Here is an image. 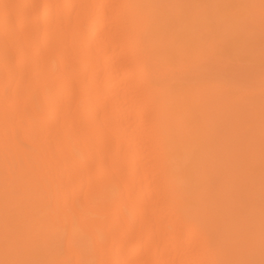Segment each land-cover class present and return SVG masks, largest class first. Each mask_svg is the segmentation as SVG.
Masks as SVG:
<instances>
[{
    "label": "bare ground",
    "instance_id": "1",
    "mask_svg": "<svg viewBox=\"0 0 264 264\" xmlns=\"http://www.w3.org/2000/svg\"><path fill=\"white\" fill-rule=\"evenodd\" d=\"M206 2L0 0V215L21 241L15 264H246L254 234L228 243L239 200L207 178L217 112L244 109L210 80ZM234 3L232 29L247 19Z\"/></svg>",
    "mask_w": 264,
    "mask_h": 264
},
{
    "label": "rangeland",
    "instance_id": "2",
    "mask_svg": "<svg viewBox=\"0 0 264 264\" xmlns=\"http://www.w3.org/2000/svg\"><path fill=\"white\" fill-rule=\"evenodd\" d=\"M207 1L208 3L205 4H207L206 11L208 12L206 14L210 15L208 17L213 16L215 13L221 19L214 20V22L213 19L217 17L213 16L214 18L210 20L215 26V29L212 30L213 33L210 34H214V41L218 43L219 55L216 58L220 57V61L215 59L219 63L213 60L211 73H209L210 80L218 84L216 87L223 90L222 94L226 99L238 100L244 109L243 113L233 112L235 113L233 115L228 108L218 109L219 112L216 114L217 119L215 118L214 123L216 128L213 135L214 150L210 153L206 166L207 178L210 189H215L218 192L228 191L227 196L231 201L228 202V205H232V203L239 200L235 207L232 206L236 209L235 216L237 218L231 222L233 229L228 243L239 242L234 247L230 246V251H234L238 245L245 244L246 241L243 238L246 239V235L254 234L255 241L252 240L246 245L254 247L255 250L249 251L242 247L238 260H245L246 264H264V190H259L260 186L264 187V139H262L264 133H261L264 132V128H262V125H264V16L261 15V19L259 15H254L255 12L251 10L252 7H262L264 9V0H227L228 5L240 1L243 5L241 11L247 18L244 22L240 21L233 29L230 27L231 25L229 26V22L225 21L227 18L222 17L224 14H232L229 10L231 5L228 6L226 3L220 5V2L214 3L220 0ZM231 8L233 7L231 6ZM225 22L227 25H225ZM237 86L245 90L246 94L243 97L240 96L241 92ZM254 89L257 92L252 97L247 91ZM258 140H260V143L256 145ZM252 142H255L256 149L259 148L255 154L247 151V147ZM241 144L246 146V149ZM251 154L254 159L250 161V168L243 171L239 163L244 158L242 155L245 156L244 161H247ZM240 157L242 160H240ZM235 173L244 176L240 184L235 180V177H237ZM2 217L4 216L0 215V242L3 243L4 247L0 249V264H15L17 259L14 257L19 259L20 255L21 257L24 256L21 252L20 254L17 253L19 250L15 251L20 249L22 245L19 243L20 240H18V243H14L19 244L18 246L14 245L13 242L10 243L11 240L4 229V225L9 222L3 223L1 221ZM241 223L244 224L242 231L240 230ZM242 235L244 236L242 237ZM11 244L14 246L12 248L16 247V249H12L14 252L10 249ZM5 251L7 252L6 255ZM5 258H8L9 261ZM20 263L24 264L25 260Z\"/></svg>",
    "mask_w": 264,
    "mask_h": 264
}]
</instances>
